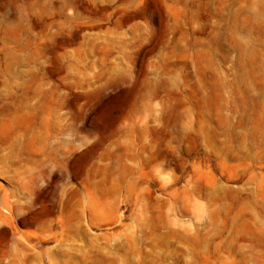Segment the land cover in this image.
<instances>
[{"label": "rangeland", "instance_id": "rangeland-1", "mask_svg": "<svg viewBox=\"0 0 264 264\" xmlns=\"http://www.w3.org/2000/svg\"><path fill=\"white\" fill-rule=\"evenodd\" d=\"M0 264H264V0H0Z\"/></svg>", "mask_w": 264, "mask_h": 264}]
</instances>
